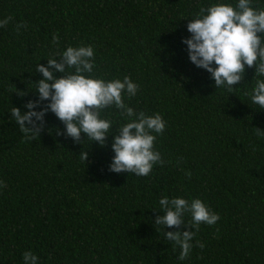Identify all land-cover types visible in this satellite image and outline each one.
<instances>
[{
  "label": "trees",
  "instance_id": "16d2710c",
  "mask_svg": "<svg viewBox=\"0 0 264 264\" xmlns=\"http://www.w3.org/2000/svg\"><path fill=\"white\" fill-rule=\"evenodd\" d=\"M217 3L238 0H0V20L12 17L0 27V264H24L25 252L38 264H264V109L250 96L264 77L246 66L231 91L216 88L183 43L200 7ZM251 4L264 10V0ZM88 45L94 78L128 76L139 89L122 93L125 104L166 121L153 133L164 164L148 176L109 171L112 140L128 122L115 106L101 112L113 122L103 147L83 133L80 143L57 135L65 125L51 111L39 135L11 117L38 99L39 64ZM165 196L200 199L220 220L196 230L186 213L180 229L156 225ZM177 230L196 232L183 261L164 236Z\"/></svg>",
  "mask_w": 264,
  "mask_h": 264
},
{
  "label": "clouds",
  "instance_id": "9594fccd",
  "mask_svg": "<svg viewBox=\"0 0 264 264\" xmlns=\"http://www.w3.org/2000/svg\"><path fill=\"white\" fill-rule=\"evenodd\" d=\"M12 20L6 17L0 20V27H5ZM26 24H18L20 28ZM190 38L183 40L187 45L190 61L199 68L211 74L216 88H227L229 91L244 80L246 66L255 68V76L264 77V10H257L251 0H238L235 7L231 4L217 3L208 7L201 6L196 18L187 25ZM53 43L59 44V35L53 34ZM59 58L47 59V66L39 64L36 72L42 74L36 91L38 99L29 101L22 112L20 108L11 109L20 130L27 134L39 135L45 123V115L51 111L65 125L63 132L57 130V135L71 137L74 142H81V134L92 141L106 146L107 138L112 133L113 122L101 118L103 109L115 106L122 115L128 118L112 140V150L115 155L109 171L115 173H133L137 176H148L153 166H163L161 153L155 149L157 135L163 134L166 121L157 113L146 115L145 112H135L124 102L122 93L129 97L135 96L139 85L128 76L111 81L94 78L91 74L95 67L94 48L91 45L69 46ZM215 65V67L213 66ZM74 69V72L68 71ZM55 73L63 74L59 78ZM89 75H85V74ZM25 95V93H18ZM254 104L264 109V80L258 79L250 93ZM49 101L40 111L41 102ZM258 134L264 132L257 128ZM34 136L26 135L25 139ZM83 161L88 160V152H80ZM189 177L191 173H186ZM7 187L0 181V188ZM164 214L155 218L156 225L180 229L185 225L184 216L191 215V221L186 225L199 229L203 224L215 225L220 215L213 212L200 199L189 202L184 198L167 196L159 200ZM194 230L167 231L165 239L174 242L181 251L178 257L183 261L192 251ZM196 246L203 249L205 245L196 241ZM24 264H38V257L31 252L23 254Z\"/></svg>",
  "mask_w": 264,
  "mask_h": 264
}]
</instances>
